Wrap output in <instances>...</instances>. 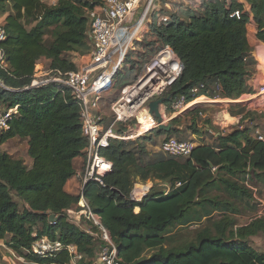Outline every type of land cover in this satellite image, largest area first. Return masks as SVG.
I'll list each match as a JSON object with an SVG mask.
<instances>
[{"label":"trees","instance_id":"obj_1","mask_svg":"<svg viewBox=\"0 0 264 264\" xmlns=\"http://www.w3.org/2000/svg\"><path fill=\"white\" fill-rule=\"evenodd\" d=\"M245 2L256 25V38L264 43V0ZM99 4L100 0H0L6 34L0 41V108L17 106L9 129L0 133V144L14 137L26 140L32 160L28 167L0 150V240L23 264H71L66 249L49 257L32 254V244L42 236L74 245L84 257L80 264H94L85 260L94 259L99 239L64 214L79 200L64 186L75 173L73 160L83 155L87 144L78 102L66 87L58 90L53 84L31 83L42 58L51 70L76 69L68 56L90 49L87 12ZM234 10L240 11L239 18L230 17ZM168 13L166 24L151 22L148 32L127 52L114 76V90L122 70L138 72L158 48L168 45L182 63L179 77L167 92L174 94L172 98L237 99L251 68L247 40L251 17L244 4L206 0L199 9L187 8L183 16ZM111 100L103 103L105 125L113 118ZM105 109L110 111L109 118ZM199 111L186 112H192L190 134L205 130L197 127ZM204 122L209 125V119ZM175 127L168 132L152 128L130 140L109 139L99 149L112 164L102 177L104 186L96 181L84 186V196L108 230L120 264H264V250L255 249L250 240L264 234V215L239 223L240 210L233 202L252 196L244 183L248 171L254 180L264 177V139L252 135L253 127L234 129L220 133L213 144H196L188 157L159 153L144 161L146 144L152 141L149 134L165 133L168 139L182 132L183 128ZM149 178L170 183L172 189L165 193L153 186L140 201L132 200L134 183ZM176 182L181 185L175 187ZM214 185H220L226 197L208 196L206 191ZM49 214L58 219L49 222ZM191 223L198 225L192 238L170 236L177 226Z\"/></svg>","mask_w":264,"mask_h":264},{"label":"built area","instance_id":"obj_2","mask_svg":"<svg viewBox=\"0 0 264 264\" xmlns=\"http://www.w3.org/2000/svg\"><path fill=\"white\" fill-rule=\"evenodd\" d=\"M168 1L100 0L99 5L87 12L90 49L83 54L74 53L72 61L76 69L60 72L42 65L40 72L36 69L31 83V86L53 84L58 90L66 87L78 102L81 131L87 142L83 149L85 165L83 172L79 174L81 177L79 200L74 207L66 209L64 214L70 222L81 229L84 224L97 229L95 232L84 230L100 240L94 255V264H120L108 230L99 216L93 212L83 193L84 186L89 181H96L104 186L102 177L111 171V162L100 155L99 149L106 147L109 139L130 140L143 135L149 131L145 130L146 124H149L150 129L157 127L156 119L149 113L148 104L167 94L182 71V63L170 46H162L142 65L133 81L115 91L109 104L113 118L108 125L103 122V102L114 90V76L122 67L127 52L148 32L149 24L151 22L166 24L169 21ZM239 16V10H234L230 14V17ZM5 37V29L0 23V41ZM0 62L3 63L1 50ZM245 96L239 100L252 102L263 97L264 85L260 84L254 94ZM211 101L215 100L206 96H198L191 101L179 96L172 103L171 109L174 115H179L193 109L195 105ZM16 113L17 106L9 109L0 108V133L9 129V121ZM162 117L164 123L169 120L165 113H162ZM118 127L121 128L120 131ZM254 136L258 140L264 139V133L260 129H255ZM195 146L196 143L192 140L168 138L161 143L159 151L168 156L185 158ZM248 182L249 174L245 177V185L248 186ZM180 185V182L175 183V187ZM135 186L141 187L139 184ZM171 189L172 185L168 183L164 192L168 193ZM135 190L132 191L134 194L131 195L132 200L141 199L146 195L143 187L139 194ZM64 249L70 255L71 264L83 259V254L79 253L74 245H65L58 237L53 240L48 236H42L34 241L30 251L36 256L49 257Z\"/></svg>","mask_w":264,"mask_h":264},{"label":"rangeland","instance_id":"obj_3","mask_svg":"<svg viewBox=\"0 0 264 264\" xmlns=\"http://www.w3.org/2000/svg\"><path fill=\"white\" fill-rule=\"evenodd\" d=\"M204 1H206V0H169L168 1L169 5H170L169 10L171 12H177L183 16V14L187 10V8L199 9ZM227 1H229V0H227ZM2 19H3V16L0 17V23L2 22ZM46 39L48 40L49 36H46ZM73 55H74V53H70L68 57L73 59L74 58ZM139 71L135 72V71H129V70H125V69L122 70L119 73V75L117 76L116 87L119 88L121 85L133 81L134 78H136V76L139 74ZM117 88L110 93V95L107 98L108 100L113 98L115 91L118 90ZM245 97L246 96H242L241 98H245ZM176 98H178V97L172 98L171 101H169L168 103L163 105L162 112L165 113L166 118H169V120L167 122H165V124H168L169 122H173L175 126L183 128V129L179 135L170 136L168 138H175L178 140H191L189 138V136H191L190 130L187 127L191 123L192 112L186 113L187 112L186 111V112H183L179 115H174L172 112V109H171V105L175 101ZM225 100H229V99H225ZM207 103L208 102L196 105V109L200 110L198 113L199 118L197 119V127L199 129H201V131L203 130V128L205 129L204 126H207V125H205V122H204L205 119H209L208 115L214 113V110H212L211 107L205 106V105H207ZM102 110L104 111L103 106H102ZM105 112H106L105 116H107V118H109L110 111L108 109L107 110L105 109ZM172 118L175 120H173ZM250 123L252 125V124H255L257 122L254 121V118H253L250 121ZM145 130L148 131L147 129H145ZM149 136L152 138V141L146 144L148 154L144 156V161H150L154 158V156L156 154L162 153L161 151H159V146L167 138V135L165 133H162L161 135H156L154 133H150ZM19 142H20L19 145H16L17 146L16 151H15V146H13L10 143V141L6 144V146L0 147V150L5 151L8 154L14 152L11 155L14 156L15 158L22 159L24 162L27 159L31 160V158L29 156H27V154L25 153V151L23 149V147L25 148V142L23 140H20ZM204 142H206V141H204ZM247 174H249L250 178H251L250 182H248V186L250 187L249 188L250 191L252 190L251 191L252 196L246 197V198H235L233 201L235 206H237V208L240 210L239 216L237 215V220L239 223L248 222L249 219L254 217V216L264 215V177L261 178L260 180H257V179L254 180L251 170L248 171ZM136 184L141 185V187L135 186ZM153 186H155L154 187L155 191H157V190L160 191V190L166 189L168 187V183L164 182L162 184L161 182L152 180L150 178L148 180L142 181V182L137 180L134 183L132 191L134 192V190L136 189L135 191H137V194H139V191H141V189L143 187L144 189H147V190H145V194H147L149 192L148 189H151ZM132 191H131L130 196L131 195L134 196ZM206 194L208 196L226 197L225 192L223 191V188L220 185H218L217 187H214L213 189H208L206 191ZM141 199H135V200L140 201ZM21 208L22 207L20 206V209ZM216 216H217V213H214L213 217H216ZM203 221H205V220H203ZM202 224H203V222L201 221L200 225H202ZM197 226L198 225L194 224V223L188 224V225L183 226V227L177 226V228L173 230V233L170 236L178 235V238H177L178 240H179V238L190 239L193 236L192 230L196 229ZM82 229L83 230H92L95 232L94 228L89 224H84ZM98 242H100V240H98ZM255 243L260 247L259 250H264V247H262L263 243H264V236L259 237L257 240H255ZM171 244H174V243H171ZM82 260H80V261H82ZM90 260L93 261V258L92 259L87 258L85 261H90ZM80 261H77V262L74 261L73 263L74 264H80ZM23 263H24V260H22L19 256H17L13 252H11L5 246V244L0 240V264H23Z\"/></svg>","mask_w":264,"mask_h":264},{"label":"crops","instance_id":"obj_4","mask_svg":"<svg viewBox=\"0 0 264 264\" xmlns=\"http://www.w3.org/2000/svg\"><path fill=\"white\" fill-rule=\"evenodd\" d=\"M238 1L244 4V9L249 12L251 17L249 23L247 24V40L250 48L249 59L251 60L250 75L246 82L244 92L237 99H231L237 101L227 102L225 100L226 98L222 97L210 98L215 101L208 102L207 105H205L206 107H211V109L214 110V113L208 115L209 125L200 133V135L191 134V136H189L192 141H196V144H213L216 137L220 133L227 134L234 129H243L245 127H253L252 135H255V129H260L264 133V96L255 99L253 102L239 100L242 96L254 94L260 84L264 85V43L256 38V25L252 20V14L250 13L248 4L245 2V0ZM49 2L54 3L55 0H49ZM45 63L46 60L44 58L40 59L36 69L40 72L42 65H45ZM247 112H250L248 113L249 115ZM253 118L257 123L251 125L250 121ZM20 140L22 139L14 137L0 144V147L6 146V144L10 141V143L15 146L16 151V145H19ZM23 141L25 142V148L23 147V149L27 154V141ZM24 163L26 166L30 167L32 160L27 159ZM84 165L85 159L83 155L78 156L73 160L75 174L66 182L64 186V189L67 193L72 195L79 194L81 187V177L79 174L83 172ZM161 183L163 184L164 182ZM214 187H217V185H214L211 189ZM263 236L264 234H258L257 236L250 238L251 245L255 249L259 250L260 248L255 243V240ZM262 247H264V243Z\"/></svg>","mask_w":264,"mask_h":264},{"label":"water","instance_id":"obj_5","mask_svg":"<svg viewBox=\"0 0 264 264\" xmlns=\"http://www.w3.org/2000/svg\"><path fill=\"white\" fill-rule=\"evenodd\" d=\"M173 95H174L173 93H167L164 96H161L157 99L150 101L148 104L149 113L156 119L157 124H158L156 128L160 131L168 132V131L174 130L176 128L172 122L165 124L163 122V117H162V113H163L162 107H163V105H165L166 103L171 101ZM193 108H196V105ZM57 219H58V216L55 214H49L48 215V221L49 222H54Z\"/></svg>","mask_w":264,"mask_h":264},{"label":"bare ground","instance_id":"obj_6","mask_svg":"<svg viewBox=\"0 0 264 264\" xmlns=\"http://www.w3.org/2000/svg\"><path fill=\"white\" fill-rule=\"evenodd\" d=\"M150 130V129H149ZM144 190H147V189H144Z\"/></svg>","mask_w":264,"mask_h":264}]
</instances>
